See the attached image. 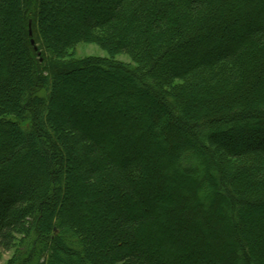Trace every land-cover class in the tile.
Wrapping results in <instances>:
<instances>
[{"label": "trees", "instance_id": "trees-1", "mask_svg": "<svg viewBox=\"0 0 264 264\" xmlns=\"http://www.w3.org/2000/svg\"><path fill=\"white\" fill-rule=\"evenodd\" d=\"M68 8L73 10L69 16L75 18L72 23L63 21L67 30L60 33L59 14ZM83 14L90 19L87 24L79 18ZM86 42L98 43L110 56L75 57L73 49ZM190 45L195 48L183 51ZM121 52L130 54L135 64L118 62L116 55ZM180 52L187 60L174 61ZM84 68L106 70L110 75L113 68L126 75L130 90L122 92L128 106L132 92L151 90V104L169 117V124L164 125L166 133L168 128L173 130L169 132L174 138L171 150L157 158L161 155L155 133L162 124L159 111L150 121L139 119L126 126L115 140L120 151L103 148L96 125L122 129V122L113 120L133 116L127 108H105L104 102L114 98L109 89L103 90L102 97L96 88L83 95L61 90V97L70 100L49 109L54 81ZM168 78L181 80L170 88L173 91L162 85ZM46 88V97L40 96L38 92ZM201 102L212 110L210 118L192 122L188 117L199 116L196 105ZM233 104L243 105L231 115L236 111ZM254 111L264 114V0H0V131L13 127L30 139L32 150L42 134L37 129L50 140L56 134L63 143V154L55 146V163L49 165L46 156L42 166L46 181L56 175L60 180L53 195L45 186L24 185L17 173L3 177V170L9 171L4 162L14 165L19 158L0 155V202L10 196L0 216V247L15 248L14 258L6 264H58L62 254L79 259V254L84 257L95 249H102V255L81 264H242L250 255V243L259 257L249 264H264L263 142L250 138L239 148L226 147L221 162L215 161L219 169L228 168L224 176L231 181L227 183L234 184L244 197L227 201L211 177L216 199V211L211 214L199 198L209 191L208 183L204 185L193 174L198 158L207 163L213 159L209 153L214 144L210 136L198 141L193 130L210 121L218 126L231 119L237 124L223 132L245 126L252 133L255 126L264 124V115L246 124L237 121L243 122ZM59 112H83L85 118H70L68 125L57 119ZM177 119L181 129L175 125ZM46 120L53 125L45 126ZM184 130L188 135H183ZM74 151L78 154L72 156ZM184 154L189 156L185 163L190 176L181 174L183 167L173 166ZM63 155L81 174L73 178L77 195L69 199L67 211L60 212L59 203L51 199L59 201L66 189ZM169 167L189 183L175 180ZM32 174L35 180L40 173L34 171L29 177ZM189 185L191 193L186 189ZM20 186V194H11ZM147 200L158 208L147 209ZM220 203H228L237 219L241 215L247 225L241 228L243 234H237L238 225L220 210ZM96 216L103 226L93 223ZM106 237L110 245L100 247Z\"/></svg>", "mask_w": 264, "mask_h": 264}, {"label": "rangeland", "instance_id": "rangeland-1", "mask_svg": "<svg viewBox=\"0 0 264 264\" xmlns=\"http://www.w3.org/2000/svg\"><path fill=\"white\" fill-rule=\"evenodd\" d=\"M55 7H58L57 4H55ZM70 13H73V10H68L65 12L63 11L62 13L59 14V22L57 25V30L61 33L66 32V27L65 25L62 24V22L66 21L69 23H72L75 17H71L69 16ZM80 20H82L83 24H87L90 19L87 17L86 15L83 14V16L79 17ZM82 18V19H81ZM49 18H46L45 21L48 23L49 22ZM14 23L16 24V26L19 25V16L15 13L14 14ZM62 24V25H61ZM215 39V37L210 40L211 43H213V40ZM195 45H190L189 47L187 46L183 51H190L191 48H195ZM74 53H75V57L81 58V59H88V58H93V57H107L110 56V54L108 53V51L103 48L102 46H100L98 43L96 42H86V43H81L76 45V47L73 49ZM74 56V55H73ZM187 56L185 54H183V52H180L176 55V57L174 58V61L179 62V61H184L187 60L186 58ZM116 60L118 62H122L124 64H129V65H134L135 62L132 58V56L130 54H128L127 52H121L119 54L116 55ZM203 60V59H202ZM112 74L110 75L109 72H107L106 70L104 72L99 71L98 69H92V68H84L81 69V71L79 73L76 74H67V75H63L59 81H54V83L52 84V95L51 98L49 100L48 106L49 109H53L56 105L57 102L62 101V102H68L66 99L69 98H63L61 97V95L59 94L61 90H65L69 93H73V94H79V95H83L86 93H89L91 90H93L94 88L97 89L98 91V95L99 97L104 96L103 90L105 89H109L110 92L113 94V100L111 102H104L105 103V108L108 110H113L116 108H119V110H123V108H127L131 111H133V116H130L128 119L122 121L121 119H114L113 122H122V129H118V128H114L112 127V125L110 124H97L95 128H97L99 130V132L102 134V138L100 139V142L102 143V147L103 148H112V150L114 152L120 151V147H118L115 144V140L118 139L121 136V132L123 130L126 129L127 125H134L136 124L137 120H145V121H150L152 120L151 118L153 117L154 112H158L161 116V121L162 124H159L158 126H156V130L155 133L158 135L157 137V148L156 150L158 152H161V155H159L157 158L162 157V153L167 152V150H171V143L174 141V138L172 137V135H170L169 132H173L172 128H168V133L165 132V125L164 123H168L169 124V117H167L165 114L161 113L160 108L158 106L152 105L151 103L153 102L152 96L150 95L151 90L146 91L145 89H139L135 95L132 94V99H131V103L130 105H125V99L126 96L124 95V93L122 92V89H125L127 91L130 90V85H129V80L127 79L126 75H124L123 73L119 72L118 70H114L113 68L111 69ZM97 77V80H95V78ZM181 82L180 79H175L173 80L172 78H168L167 82H162V85H165V87L167 89H169L170 91H173V89H170L173 85H177V83ZM46 91L47 88L41 92H38V94L40 96H44L46 97ZM131 92V91H130ZM152 93V92H151ZM138 96V97H137ZM203 96V95H202ZM148 97V98H145ZM144 98V100H143ZM141 99L143 100L141 102ZM145 99H149L151 102H149V100H145ZM70 100V99H69ZM136 103H140L138 106H134V104ZM208 104H211V102H208ZM221 105V103H218ZM234 107L236 108L235 112H231L230 114H236V112L241 109L243 104H233ZM197 110H196V114H198L199 116H189L188 118L193 122V121H198L200 119V117L206 116L208 118H210V113L212 110L209 109V105H206L204 103H200L197 104ZM233 107V108H234ZM136 112V114H134ZM67 113H63V112H59V114L56 116L57 119L60 120H64L66 124H70V118H77V119H82L85 118V114L82 112H78L76 113V115H72L73 113L71 112L70 114ZM261 114V116H260ZM256 113L255 111L252 112L250 115V117H246L244 119L243 122L237 121L238 124H246L249 123L251 121H258L255 118L258 117H262V113ZM264 117V116H263ZM231 120V119H230ZM226 121L224 120L222 123H217L218 126H216L215 123H212V121H210V123H205L204 126H198L196 127V129L193 130L192 133L195 134L197 140L199 141V138H204L205 136H210L209 138H212V141L214 142L211 150V153H209V155H211L213 157V159L210 162H206L203 158L201 159H197L198 162V168L194 169V176L195 178L203 183L204 185L206 183L207 187L209 188V191L207 193H204L203 195L200 194L199 198L201 200V204L202 206H204V209L208 212H215V193L212 190L213 189L212 185H211V177L216 179V182L218 183L217 189L219 190V192L226 198L227 201H231V200H239L242 199L244 197V194H242V191L238 190L237 187H235L234 184L231 183V185H229L227 182L231 181V179L227 176H224V172L227 173L228 172V168H226L224 166V170L223 169H219L216 166V162L218 161L219 163L221 162V157L223 156V154L225 153L224 150H226V147H237L239 148L240 146L243 145L244 142H246L245 140H249L250 138L253 140L254 138L257 139L258 141L260 140L261 142H263L264 144V124L261 125H257L255 126V128L253 129L252 133H249L247 129H245L244 127H242V130L238 131V130H231V131H226L223 132V130L227 127H229L230 125H235L237 123L231 122V121ZM131 122V123H129ZM178 119H177V123H178ZM126 123V124H125ZM175 123V125L178 128H182V126L180 127V124ZM114 124V123H113ZM53 124L49 121L46 120L45 122V126H52ZM124 125V126H123ZM44 126V127H45ZM2 130H3V134H2ZM5 130V131H4ZM183 130V129H182ZM188 130V128H187ZM247 130V131H246ZM5 132V133H4ZM41 132L42 134H40V136L38 135V139L34 140V144L36 149L32 150L31 144H30V139L27 136H21L19 134L16 133V131L14 130L13 127H4L3 129H1L0 131V155L4 156L5 158L7 157L8 159L14 157L13 155H17L18 156V162L17 164H12L11 162L6 161L4 162V168L9 167V171H5L3 170V177H7L10 174H18L19 175V180L21 182L24 183V185L27 183L31 184V186L33 187V189H37L38 187H46L49 191H50V195L55 192V186L59 185L60 180L58 181V176L56 175V178L54 180L51 181H46L44 175H43V162H44V157L47 156L48 159V164L50 165L52 162L55 163V159H54V155L55 152H58L59 149V153L63 154V149H62V141L60 139L59 136H57L56 134H54L55 136L53 138H50L46 135V133L43 130H38L37 132ZM186 130H184L182 133L183 135H188ZM185 133V134H184ZM191 132H189L190 135H192ZM2 134V135H1ZM7 136L6 139H10L7 140L3 137ZM106 138H111L113 139L112 143H108V141L106 140ZM53 140V142H52ZM232 144V145H231ZM57 146L58 149L55 147ZM183 146H186L184 148H190L189 144L187 145L186 143H183ZM49 150V151H48ZM51 151V152H50ZM53 151V152H52ZM45 152H47V154H45ZM224 152V153H223ZM72 156H75L78 154V152L74 151L71 152ZM194 153H196L199 157L202 156V154H200V152L198 151H194ZM52 157V161L50 160L49 156ZM194 155V154H193ZM206 155V154H205ZM60 156V155H59ZM64 156V155H63ZM62 157V156H61ZM189 156L184 154L182 157L178 158V162L175 163L173 166L175 167H183V170H181V174L183 173V175L186 174H190V171H188L187 165L185 163L186 159ZM63 159V162L65 163V168L67 170V174L66 178H64L65 184H66V189H63V193L62 197L60 198L59 201H57V198L51 199L54 203L56 202L57 204L59 203L58 210L61 211H67V203L69 201L70 198H73L74 196H76L78 189H76L77 191L73 193L74 191V177H78L81 174V170L78 167H74L69 163V159L64 156L63 158H61V160ZM216 161V162H215ZM3 168V169H4ZM37 172L40 173L37 178H35V180L32 179V177L34 176V174H32L31 177H29V175L31 173ZM169 175L171 174L172 177H174L175 180H177L178 182H181V184H188V180L183 179V175H175V172L173 171L172 168L169 167ZM184 186V185H183ZM62 189V188H61ZM183 189H185L183 187ZM189 193H191V186L189 185L188 188ZM69 191H72V193H69ZM225 190H227V193L225 192ZM19 191V192H18ZM22 192V187L20 186L17 189L11 191V194H15V193H21ZM198 194V192H197ZM192 195V194H190ZM231 196V197H230ZM10 198V196H9ZM9 198L7 200H5L4 198H2V201L0 202V216L5 212V209L7 208L8 204H9ZM246 198V197H245ZM4 199V200H3ZM145 207L148 209V207L154 209V208H158L156 206V204H153V202H149L148 200L145 201L144 203ZM88 207H90L88 205ZM91 208V207H90ZM220 210H223V212L226 213V215H228L230 217V219H232V221L235 223V225L237 224L238 229H235V231L237 232V234H243L244 230H241V228H243L242 226L246 223H244L241 220V215L238 213V218H236V216L234 215V213H232L230 211V206L228 205V203L224 204V203H220ZM89 213V212H88ZM103 213H106V211L104 210ZM213 214V213H212ZM158 221L161 219V217L157 218ZM93 223L96 224L97 226H103L101 220L99 217H95L93 219ZM242 223V224H241ZM111 225V224H110ZM226 225H228V223H226ZM244 225V226H245ZM247 226V225H246ZM227 228H229V225L227 226ZM109 237H106L102 242V244H100V247H105L106 245H110V241ZM72 247V246H71ZM155 247V245L153 246ZM152 247V248H153ZM250 248H251V252L250 255L248 257H245V260L242 262V264H247L246 262H248V264L250 262H254V261H258L259 255L258 252L256 250V246L251 245L250 243ZM150 249V248H148ZM100 250V249H99ZM139 251V249H138ZM89 252L91 254H87L86 256H81L79 254V259L77 257L76 258H71L68 255L62 254V258L60 263L58 264H81L83 261L84 262H89V261H93V257L94 255H102V249L98 252L97 249H95V251H91L89 250ZM101 252V253H100ZM15 256V248H9V249H4L2 247H0V264H6L9 260H12ZM80 256L82 257L80 259ZM162 261H165L164 257L160 258ZM94 262V261H93ZM106 262V260H105ZM108 264V263H107ZM169 264V263H168ZM170 264H184V262H170Z\"/></svg>", "mask_w": 264, "mask_h": 264}, {"label": "water", "instance_id": "water-1", "mask_svg": "<svg viewBox=\"0 0 264 264\" xmlns=\"http://www.w3.org/2000/svg\"><path fill=\"white\" fill-rule=\"evenodd\" d=\"M29 34L32 35V27H31V23H30V25H29ZM31 41H32V43L35 42L33 38H32Z\"/></svg>", "mask_w": 264, "mask_h": 264}]
</instances>
